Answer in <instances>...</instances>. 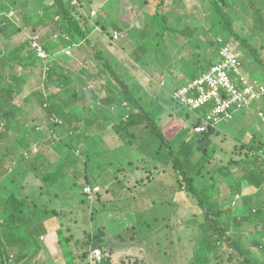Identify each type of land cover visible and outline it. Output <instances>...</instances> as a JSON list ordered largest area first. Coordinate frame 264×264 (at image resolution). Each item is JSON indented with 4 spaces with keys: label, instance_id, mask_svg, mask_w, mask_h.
Segmentation results:
<instances>
[{
    "label": "rangeland",
    "instance_id": "rangeland-1",
    "mask_svg": "<svg viewBox=\"0 0 264 264\" xmlns=\"http://www.w3.org/2000/svg\"><path fill=\"white\" fill-rule=\"evenodd\" d=\"M114 1L118 3V7L113 4L111 6L118 11L122 30L118 33L113 27H110V33L114 38H110V35L102 30L101 25H95L92 17L105 7L103 5L105 0H82L81 4L73 3L76 6L75 17L77 20L84 21L83 18L90 15V23L95 25L93 31L95 41L93 43L103 50L105 57L115 70L125 76L128 83L138 91L137 94L141 96L142 104L155 118V121L157 120L165 138L171 142L172 150H179V144L177 145L175 142L186 136V139L190 140L193 148L196 149L199 140L203 138V133H196L193 130V119H191L193 117L186 108L175 101L166 99V91L170 94L171 88L187 78V72H184L183 68L174 66L172 74L175 78L168 80L162 76L160 71L162 69H160V63L157 60L154 62L150 59L152 61L150 66L142 68L128 51L139 43V32L142 28H146L147 19L155 11L158 0H156V4L155 0H147L149 3L144 0L145 2H139L135 7L131 0ZM203 1L166 0L165 5H159L163 11L182 15L179 17V22L184 27L183 30L193 29V37L200 42L201 46H198L194 39L190 38V35L178 33L177 43L182 46L178 55L183 58L184 63L190 62L192 59L196 61L198 58L206 63L208 56L210 57V54L217 52L218 49L216 44L211 45L213 35L207 31V28L210 27L209 11L206 8L203 9ZM241 1L244 4L236 5L234 11L233 8L228 9L233 14V30L239 34V37L235 36L230 41L234 49L238 50L243 62L242 72L249 78L263 79L262 82L257 80L264 85V61H262L264 60V0ZM17 2V11H12L10 16L25 27L22 32L11 37L0 34V56L23 41H31L32 38H36L45 43L58 35V29L52 22L37 25V29L33 30L35 24L30 23L29 18L25 19L23 12L33 8L36 0H29L27 3L24 0H17ZM195 2L197 5L194 8ZM105 12L103 15L108 13ZM112 12L109 11V16ZM192 13L194 16H191ZM187 14H190L189 17H185ZM113 17L111 19L108 17L107 20H114ZM115 33L118 34V38H115ZM173 36L171 37L174 38ZM223 38L222 35H219L216 40L221 42ZM241 38L243 39L241 40ZM238 44L239 48H236ZM124 45L128 48L124 49ZM92 48L91 44L83 41L80 45H73L69 49H65L67 56L64 52L58 53L59 57L54 55L52 63L63 62L62 64H66L69 71L76 76L80 87L85 84V87L92 89L91 92L84 94V99L78 101L76 107L80 109L79 114L82 117L80 125H88L87 128H91L88 131L90 135L99 134L103 139L100 149L103 151L107 149V152L105 151L97 157L92 153V156L95 157L94 161L97 162L96 171L93 173V182L97 183L95 187H100L99 200L96 199V195L85 196L84 194L86 187L89 186L86 185L88 182L84 164H78V167H74L70 171H67L66 168L67 176L50 190L45 189L40 174L51 172L56 165L65 162L68 166L69 159L67 160L63 156L65 153L70 154L71 157L75 154V157L72 158L74 162L83 154L82 150L79 152L78 147L69 149L65 145L69 140L66 134L67 121L58 113L49 119L46 109L36 104L32 106L30 103H26L23 116L29 129L26 138L29 140L30 146L21 148L12 132L6 136L8 145L14 146L15 154L12 162L15 167L8 168V174L0 179L18 180L23 184L22 191L32 195V199L46 200L48 197H54L55 202L50 206L56 205L59 212L61 211L60 215L56 217L60 227L65 236H72L74 246L78 245L79 249L74 251L75 258H78V255L80 256L83 251L82 243L91 238V255H97L101 259L105 255L110 256L113 264H133L136 259L140 260L139 264H190L197 249V237H202L205 213L189 191L178 189L176 180L178 172L172 165L173 151H170L171 148L166 143L160 144L161 138L159 137L157 144L154 145L150 128L143 127L144 129L139 131L134 139L130 136L126 137L125 131L121 133L115 127L119 126L120 122L116 112L118 108L115 105L109 107L108 113L111 117L107 122L97 112L92 115L93 118L97 116L96 120L91 121L87 110L81 111L84 105L91 108L93 100L98 106L100 105L98 98L106 93V89H103L102 86L108 88V91H111L118 101H122L124 98L117 81L109 76L108 71H104V66L94 55ZM173 49L175 50V48ZM151 54L153 55V53ZM163 54L165 53L160 55L161 59L164 58ZM130 63L138 68H134ZM24 73L28 76V84L25 87V92L16 97L15 102L18 104H21L24 96L34 88L45 84L44 72L40 67L25 69ZM259 73H263V78H260ZM123 105L129 107L126 102H123ZM130 108L132 109L131 106ZM261 108L264 109V99L257 100L249 108L235 112L234 118L220 122L217 128L218 133L212 135V143L207 151H196L197 157L205 160V162L202 159L197 162L195 157L190 166H199V163L202 162L203 165L205 164L204 167L200 166L203 167V172L196 176V186L203 188L209 194L211 190L208 188L215 181L221 185L213 187L212 199H218L223 203L230 199L228 195L229 182L231 181L228 182L227 179H224L223 171L226 169L220 171V168L227 167L228 169L230 166L235 177L242 175V170L238 166L232 167L229 163L231 159L240 160L245 155L246 149H240L242 142H249L255 134L259 135L256 138V143L264 140V123L258 115V110ZM68 111L69 107H66L65 112ZM96 125L99 128L95 127L96 129L93 130L92 128ZM159 146L161 147L159 148ZM180 156L185 158L183 154ZM19 159L22 160L19 161ZM9 162L11 163L10 159L8 164ZM196 162L198 164H195ZM250 190L249 187L243 186L244 192ZM263 190L260 191L262 199L264 198ZM40 191L45 193L42 194ZM257 194L258 192L247 193L245 201L254 200ZM1 199L3 198L1 197ZM237 207V205L232 206L231 210H225L221 216V219L230 224V231L235 230L233 224L231 225V215L237 211ZM261 228L263 226L260 224L256 231L258 238ZM243 236V241L246 244H252L251 232L246 231ZM39 240L44 245L43 254L45 258L47 257V262L44 264H68L56 237L52 238L42 234L39 236ZM76 242L78 244H75ZM252 247L257 254V247ZM229 251L232 249L225 248L223 251L225 257L223 264H226ZM41 262L43 260H40L39 263Z\"/></svg>",
    "mask_w": 264,
    "mask_h": 264
},
{
    "label": "trees",
    "instance_id": "trees-1",
    "mask_svg": "<svg viewBox=\"0 0 264 264\" xmlns=\"http://www.w3.org/2000/svg\"><path fill=\"white\" fill-rule=\"evenodd\" d=\"M28 1L29 0H24L25 3ZM76 1L78 4H81L82 0ZM105 1V4H103L105 7L101 8L100 11L92 15V17L94 18L95 25H101L102 30L105 33L107 32L110 38H112L113 35L110 33V27H113L115 32L120 33V31H122L118 18V11L115 7L111 6L113 4L118 7V3L114 0ZM131 2L134 4L133 7H135L139 2L145 1L131 0ZM146 2L148 1L146 0ZM73 3H75V0H36L33 8L28 9L27 5L28 11L23 12L25 19L29 18V22L35 24L33 25V30L37 29V25H44L48 22H52V24L56 25L58 29L57 37H52L43 44L44 49L50 54L48 59L45 60V58H41L37 54V50L32 44L33 38L31 41L26 40L21 42L18 46L5 51L2 56H0V178L8 174V168L12 169L15 167L12 162L15 154L14 146L8 145L6 142V136L9 132H12L16 136V141L20 144L21 148L30 146L29 140L26 138L29 129L26 126V120L23 118L26 103H30L32 106L36 104L46 109L49 119L52 118L55 113L62 116L68 124L66 134L69 140L65 145L69 149L72 147L76 149L78 147L79 152L82 150L84 159L80 156L76 158L74 162L72 158L75 157V154L71 157L70 154L65 153L63 156H65L64 158H67V160L69 159L68 166H66L65 162L64 164L56 165L51 172L40 174V178L47 191L65 178L67 176V171L72 170L74 167H78V164H84L85 176L88 182L86 185L92 188L95 187L97 183L95 182V184L93 182V173L96 171L97 162H95L96 160L94 161V158L105 151L107 152V149L104 151L100 149V144L103 142L102 137L99 134H88L91 128H87L89 127L88 125H80L82 117L79 114L80 109L76 107V103L83 100L84 94L86 92H91L92 89L85 87V84H82L80 87L76 76L73 72L69 71L66 64H62L63 62L56 61L57 64L55 62L52 63L54 54L58 56V53L64 52L65 56H67L64 51L65 49L69 46L80 44L83 41L93 46L94 55L104 66V71H108L109 76L117 81L118 87L124 94V98L122 101H118L114 94L108 91V88L102 86L103 89H106V93L98 98V102L101 106H98L96 101L93 100L91 108L90 106L84 105L81 111L87 110L91 116V121L96 120L97 116L93 118L92 115L94 112H97L107 122L111 117L108 113L109 107L115 105L118 108L116 112L120 119L119 126L115 127L118 128L121 133L125 131L126 133L124 132V135H126V137L130 136V138L134 139L137 137L139 131H142L144 128H150V133L153 135L152 139H154V145L157 144L159 137L161 138L160 144L166 143V145L171 148V142L165 138L164 133L157 124V120L155 121V118L151 116L150 112L142 104V98L137 94L138 91L128 83L125 76L115 70L110 61L105 57L103 50L93 43L95 41L93 36L95 25L90 23V15L87 18L82 17L84 21L77 20L74 12L76 6L73 5ZM157 3L155 11L147 19L148 24L146 28H142L139 32V43L134 45L133 49L127 50L136 63L142 68H148L152 61L155 62L157 60L158 63H160V69H162L160 70L163 74L162 76L168 78V80L175 78L172 74V68L174 66L183 68L184 72H187V78L178 82L174 87L183 85L186 81L200 75L208 70L211 65L218 62L220 59L219 51L225 45L234 48L230 40L233 37L235 38V36L239 37V34L237 31L233 30V14H231L228 9L233 8L234 11L236 5L239 3L244 4L241 0L203 1V9L206 8L209 11L210 27L207 28V31L213 35L211 45L214 46L216 44L218 48L217 52L211 53L210 57L208 56V61H206V63H203L199 58L196 61L192 59L190 62L184 63L183 58L181 56L179 57L178 54L182 50V46L177 43L176 36L178 33L190 35V38L194 39V42L198 46H201L200 42L193 37V29L190 31L183 30L184 27L179 22V17H182V15H176L174 12H166L159 8V5H165L166 0H158ZM195 5H197L196 2L193 4L194 8ZM17 6V0H0V34L11 37L12 35L22 32L24 29L25 26L23 24H19L10 16V13L18 8ZM101 11L104 13L107 11L108 13L103 15L104 13ZM109 11H113L110 16ZM188 15L190 14H187V16L185 15V17H189ZM191 16H194V14L192 13ZM108 17H110V19L113 17L114 20H107ZM172 35H174V38L171 37ZM219 35L224 37L221 42L216 40V37ZM242 39L243 38H241V40ZM112 42L114 43L113 39ZM112 42H110V44H112ZM123 47L124 49L128 48L126 45ZM173 48H175V50ZM236 48H239V44L236 45ZM151 53H153V55ZM162 53L165 54L162 55L164 58L161 59L160 55ZM163 60L164 62L162 63ZM257 62L259 63L261 61ZM58 63L60 64L58 65ZM130 64L134 68H138L136 65ZM242 66H244L243 62ZM35 67H40L43 70L45 84L34 88L33 91L24 96L23 102L18 104L15 102V99L25 92V87L28 84V76H26L24 70ZM258 75L261 76L260 78H263V73H259ZM254 78L251 80L256 81L258 79L261 82L263 80H260L258 77ZM172 89L173 88L170 90V94L166 91V99L168 101H175L171 96ZM123 102H126L127 105L129 104V107L124 106ZM175 102L178 103L177 101ZM81 103L84 104L83 102ZM66 107H69L67 113L65 112ZM208 108L209 104L196 111L198 117L196 122L194 121L192 125H197L201 122V117L205 115ZM259 112L264 113V109H259L258 115ZM125 116L127 117L124 118ZM259 117L264 123L263 117L260 115ZM95 127L99 128L98 125H96L92 129L95 130ZM202 133L203 138L199 140L196 149L193 148L191 141L186 139V136L176 140L175 144H179V150L173 151L172 148L170 150L173 151V168L178 172L176 175L178 189L180 191H189L205 213V221L202 224V237H197V249L192 260H190V264H223L225 260L223 251L225 248L232 249V251L227 252L226 264H264V198L262 199V197H260V191L264 189V140L256 143V138L259 136L258 134H255L249 142H242L241 139H239V141L242 142L240 145L242 148L240 149H246L245 155L241 157L240 160L231 159L229 163L232 167L238 166L242 170L241 176L236 175L235 177L230 166H228V169L227 167L220 168V171L226 169L223 171L224 179H227L228 182L231 181L229 182L230 190L228 195L230 199L223 203L218 199H212L214 195L213 187L221 186L217 181L208 188L211 190L209 194L206 193V190L197 187L195 184L196 176L203 172L202 169L205 166V164L203 165L205 160L201 158L204 161L199 163V166L190 167L195 157L197 158L195 159L197 162L201 160L197 157L196 151H207V148L212 143V135L218 132L216 129L211 128ZM160 147L161 146H159V148ZM92 153L96 154V156L93 157ZM182 154L185 158L180 156ZM9 159L11 163L9 162L8 164ZM21 160L22 159H19V161ZM197 162L195 164H198ZM63 166H65V168H63ZM169 167L170 165L168 168ZM66 168L68 169L67 171ZM164 170H166V168H164ZM34 171H36L35 168ZM243 186L249 187L251 190L244 192ZM22 189L23 184L18 180L0 179V194L3 198L1 199L0 197V264L46 263L47 257L45 258L43 254L44 245H42V241L39 240V236L42 234L52 238L53 236L56 237L68 264H78L80 262L81 264H113L110 256L105 255L101 260H98L96 256L91 255V238L89 241L82 243L83 249H81L83 251L80 256L78 255V258H75L74 251L79 249L77 247L78 245L74 246L72 236L64 235L60 223L56 218L60 215L61 211L59 212L56 205L50 206L55 202L54 197H45L47 198L46 200L32 199V195L25 194ZM99 190L91 193L83 191L85 196H91L93 194L96 195V199H98L100 198ZM249 192H258V194L255 195L254 200L245 201L247 197L246 194ZM40 193L44 194L45 192L40 191ZM236 205L238 206L236 208L237 211L231 215V225L233 224L235 230L233 229L230 231V224H228L226 220L221 219V216L225 210L229 211L232 209V206L235 207ZM260 224L263 228H261V234L258 238L256 231ZM246 231L251 232L252 244L250 245L243 241V235H245ZM75 244L78 243L76 242ZM252 246L257 247V254H255ZM40 260H43V262L39 263ZM139 263L140 260L138 259L133 262V264Z\"/></svg>",
    "mask_w": 264,
    "mask_h": 264
},
{
    "label": "built area",
    "instance_id": "built-area-1",
    "mask_svg": "<svg viewBox=\"0 0 264 264\" xmlns=\"http://www.w3.org/2000/svg\"><path fill=\"white\" fill-rule=\"evenodd\" d=\"M115 38H118L117 33ZM39 41L33 38L32 44L37 54L47 59L49 54ZM219 55V61L208 70L171 92L177 102L193 112L209 104L201 122L194 126L197 133L211 128L217 129L220 122L232 119L236 111L250 107L261 98L264 99V85L250 80L242 72L240 55L236 49L225 45ZM259 115L264 119V113L259 112ZM99 189L98 186H88L85 191L91 193ZM97 259L101 260L98 256Z\"/></svg>",
    "mask_w": 264,
    "mask_h": 264
},
{
    "label": "clouds",
    "instance_id": "clouds-1",
    "mask_svg": "<svg viewBox=\"0 0 264 264\" xmlns=\"http://www.w3.org/2000/svg\"><path fill=\"white\" fill-rule=\"evenodd\" d=\"M42 44H44V43H42ZM77 45H80V44H75V46H77ZM73 46V45H72ZM69 47H71V46H69ZM69 47L67 48V49H69ZM238 51V50H237ZM47 52V51H46ZM48 53V52H47ZM49 54V53H48ZM55 55V54H54ZM54 55H53V57H54ZM49 56H50V54H49ZM48 59V58H47ZM241 59V58H240ZM46 60V59H45ZM242 63V62H241ZM195 78V77H194ZM250 80H251V78H249ZM190 80H192V79H190ZM190 80H188V81H190ZM188 81H186V83L188 82ZM253 81V80H252ZM257 81V80H256ZM258 82V81H257ZM186 83H184V84H186ZM259 83V82H258ZM183 84V85H184ZM261 84V83H260ZM261 85H263V84H261ZM182 86V85H181ZM180 87V86H179ZM175 88H177V87H173V89H175ZM172 89V90H173ZM173 98V97H172ZM174 99V98H173ZM175 100V99H174ZM176 101V100H175ZM179 103V102H178ZM180 104V103H179ZM181 105V104H180ZM183 106V105H182ZM184 108H186L185 106H183ZM246 108H249V107H246ZM189 112H191V113H193V111H190L188 108H186ZM243 109H245V108H243ZM243 109H241V110H243ZM196 112V111H195ZM197 115V114H196ZM194 129V128H193ZM217 130V129H216Z\"/></svg>",
    "mask_w": 264,
    "mask_h": 264
},
{
    "label": "crops",
    "instance_id": "crops-1",
    "mask_svg": "<svg viewBox=\"0 0 264 264\" xmlns=\"http://www.w3.org/2000/svg\"><path fill=\"white\" fill-rule=\"evenodd\" d=\"M75 2H77L76 0H75ZM189 114L193 117V118H191V119H193L192 121L194 122H196V119H197V117H198V115H196V112H193V113H191V112H189ZM196 125V124H195ZM195 125H193L192 126V128H194V126ZM194 130V129H193ZM211 139H212V137H211Z\"/></svg>",
    "mask_w": 264,
    "mask_h": 264
}]
</instances>
